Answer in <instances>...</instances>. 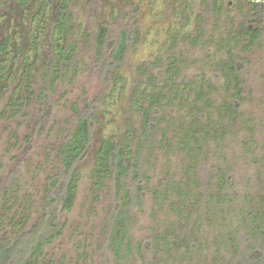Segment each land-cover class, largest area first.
<instances>
[{
	"label": "rangeland",
	"instance_id": "1",
	"mask_svg": "<svg viewBox=\"0 0 264 264\" xmlns=\"http://www.w3.org/2000/svg\"><path fill=\"white\" fill-rule=\"evenodd\" d=\"M253 1L260 0H218L221 13L215 17L211 0H32L24 7L16 0H0V66L4 71L0 84V243L15 242L46 215L49 195L62 193L49 184L50 178L60 176L59 146L78 117L96 112L91 142L74 169L77 187L72 207L58 206V223L63 227L44 248L40 264H108L106 220L117 202L111 182L103 188L94 184V159L102 140L113 135L120 142L132 133L137 141L138 105L171 81L175 67L180 69L174 78L177 82L210 80L223 94V77L215 74V66L227 56L217 42L239 25L243 10ZM59 4L72 14L67 46L73 59L69 72L64 71L54 89L44 90L40 97L46 84L43 65L61 43L58 30H50ZM200 22L205 37L193 46L188 39L196 34ZM100 24L108 27L104 56L112 51L122 29L131 38L123 63L108 75L103 73V60L95 46ZM33 39L40 44H32ZM240 56L249 59L241 71L243 116L253 119L249 125L256 126L255 139L264 151V48ZM178 116L173 114L174 120ZM247 137L250 134L245 130L226 149L240 182L257 168L245 163L249 158L241 140ZM155 147L143 169L150 176L149 191L142 210H132L137 217L132 234L139 241L149 240L160 227L169 230L178 225V217L167 203L160 211L150 188L169 169L180 170V159L165 146ZM214 233L208 230L209 237ZM159 256L164 255L159 252L153 258ZM138 258L135 264H144ZM167 262L161 260V264ZM177 264L191 263L187 259Z\"/></svg>",
	"mask_w": 264,
	"mask_h": 264
},
{
	"label": "trees",
	"instance_id": "2",
	"mask_svg": "<svg viewBox=\"0 0 264 264\" xmlns=\"http://www.w3.org/2000/svg\"><path fill=\"white\" fill-rule=\"evenodd\" d=\"M16 1L24 7L32 0ZM211 6L215 17H219L218 0H211ZM249 6L243 10L239 25L232 26L217 42L227 56L215 66V74L223 77V94L210 80L177 82L174 78L179 76L180 69L175 67L170 73L171 81L138 105V140L135 141L132 133L129 139L120 142H116L113 135L102 140L94 159V184L103 188L106 182H111L117 202L106 220L108 264H135L138 257L144 264H161L164 258L168 261L166 264L187 259L191 264H264V151L255 139L256 126L249 125L253 119L243 116L245 98L241 71L243 63L249 59L240 56L263 51L264 4L260 0L249 2ZM55 14L50 30H58L61 43L51 60L43 65L46 84L40 90V97L44 90L54 89L64 71L69 72L73 59L67 46L72 14L62 4L57 6ZM202 24L200 22L196 34L188 39L193 46L199 45L205 37ZM107 33V25L100 24L95 36L104 75L111 74L123 63L131 39L127 30L122 29L114 48L104 56ZM33 40L35 46L40 44V40ZM3 72L0 66V84ZM99 104H95L94 109H98ZM95 113L78 117L74 129L59 146L60 176L50 178L49 184L52 190L60 188L62 193L49 195L46 215L30 232L13 243H0V264H40L46 245L60 235L63 226L58 223L57 209L58 206L65 210L72 207L77 187L74 169L91 142ZM173 114H179L178 121ZM245 130L250 134L241 140L243 152L249 158L245 163L249 166L253 163L257 168L251 177L246 181L242 178L240 182L236 165L226 149L228 142ZM169 133L173 136L169 137ZM156 145L165 146L180 159V170L169 169L158 184L150 188L160 211L167 203L168 209L178 217V225L169 230L160 227L149 240L139 241L132 234L137 222L132 210H142L150 181L143 169L149 164L151 150ZM213 147L214 155L211 154ZM210 228L215 231L211 237L208 236ZM159 252L164 258L154 259Z\"/></svg>",
	"mask_w": 264,
	"mask_h": 264
}]
</instances>
